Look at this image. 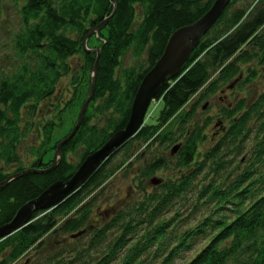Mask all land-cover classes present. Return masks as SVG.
Listing matches in <instances>:
<instances>
[{"label": "trees", "instance_id": "16d2710c", "mask_svg": "<svg viewBox=\"0 0 264 264\" xmlns=\"http://www.w3.org/2000/svg\"><path fill=\"white\" fill-rule=\"evenodd\" d=\"M20 1L22 27L12 37L19 64L0 75L1 183L19 171L52 164L57 143L74 125L88 95L95 49L98 68L81 124L62 145L55 168L26 172L0 187V226L53 182L68 180L90 153L125 127L141 78L162 55L171 34L198 20L215 0ZM104 20L102 29L90 33ZM88 34L86 47L92 50L86 52ZM259 75L264 77V0H230L179 75L158 89L152 100L161 103L156 116L146 111L139 130L87 182L55 207L33 212L23 227L0 239V264L44 249L50 232L74 243L63 241L59 251L34 264H173L177 259L182 264H264V85L259 92L249 91L248 99L219 106L224 120L220 137L199 160V144L206 140L203 129L211 117L203 124L195 120L201 101L207 107V98L249 85ZM64 90L69 97L49 108V120L23 124L24 109L29 118L36 117L41 102L56 93L65 97ZM66 113L72 121L56 138ZM32 130L41 144L31 147L32 161L24 165L18 149ZM157 149L169 150L168 156L155 154ZM230 152L247 153L241 174L228 185L208 184L199 190L200 197L214 202L216 214L183 223L181 211L172 206L193 192L194 178L207 164L206 175L223 171ZM142 153L153 156L138 171L136 193L112 207L101 223L91 222L99 193ZM173 156L172 166L179 172L143 186L156 172L168 170ZM225 214L231 218L221 217ZM83 237L88 242L78 244Z\"/></svg>", "mask_w": 264, "mask_h": 264}, {"label": "rangeland", "instance_id": "374dc122", "mask_svg": "<svg viewBox=\"0 0 264 264\" xmlns=\"http://www.w3.org/2000/svg\"><path fill=\"white\" fill-rule=\"evenodd\" d=\"M21 4L22 1L20 0H0V75L2 71H8V69L6 68L10 69L15 65H17L18 67L19 64H17L16 62L17 57L14 52L15 50L13 48L14 45L12 37H14L16 32L19 31V29L22 27L19 14V7L21 6ZM128 62H131V60ZM62 84H64V82ZM263 85L264 77L259 75L258 78H256L253 82L249 83V85L243 86L242 88H234L231 90L224 89L225 93H223V95L220 93L212 96L211 98H207L206 100L209 106L205 108H202V105L204 104L205 100L199 103V105L196 107L195 120L199 121L200 124H203L206 118H211L209 120V123L206 124L203 129V132L206 135V140L199 144L198 150L200 155L197 157V160H199L203 152L207 148L211 147L220 137L221 127L224 120L221 121L222 116L220 117L219 114V106L228 102L234 103L236 101V98L239 99L241 97H245L246 99H248L249 91H253L254 93L257 91L259 92ZM58 92L63 93L60 90ZM64 96L65 97L61 98V96L56 93L48 99L44 100V102H41L38 105V108H41L42 110L38 111L37 116L33 118H29L28 115L25 113L24 109V111H22L24 119L23 124L25 122H28V124L34 123V121L37 122L38 120L44 117H47L46 119L49 120L48 113L51 112V117L53 115V110L50 111L49 108H51L53 104L60 103L62 101H65V99H68V91L64 90ZM220 97H222V99H220ZM160 107L161 103L155 104V102L152 101L148 106L147 113L149 112V115L153 114L151 117H154L156 116ZM64 117L65 123L63 124V128L59 129L55 134L56 138H60L61 135H63L66 130H68L70 122L72 121L71 113H66V115L64 114ZM31 126L32 129H36L33 124H31ZM39 144H41V141H39V139L37 138V135L35 134L34 130L28 133L27 137L23 140V142L20 143L18 154L24 165L30 164L29 162L32 161V156L30 153L31 147H36ZM160 153L168 156L169 150L161 151L157 149L155 151V154L157 155H160ZM152 156L153 155H150L149 153H142L141 158L139 160H135L130 169L122 170L111 178L107 187L99 193L97 198L92 203L91 222L101 223L103 220L107 219L110 216L109 214L112 212V207H120L121 204H123L126 200L130 198V195L136 193V184H139L137 180L138 171L145 162L149 161L152 158ZM225 157L230 162L229 164L225 165V169L223 171L220 170L219 174H213L212 172H209L206 175L205 172L210 165L207 164L208 167L206 166L205 170H202V172H200L194 178L193 192L187 193V198L178 200L172 206V210L179 209V211H181V217L184 219L183 223H198L199 221H202L205 216L215 215L216 205L214 204V202L208 200L209 197H200L199 190L201 189V187L203 188L205 185L208 184H211V186H222L225 184L228 185L230 179L241 174L242 170L246 167L247 153L245 155H238L234 152H230L226 154ZM169 161L170 168L168 170H161L156 172V174L154 175L155 177L159 179H164L166 177L173 176L179 172V170H176L172 166L176 162V158L173 156V158H171ZM173 170H175V172ZM228 171H231L230 176L226 175ZM152 177H150L149 180L147 179V181H145V185L143 186H154L151 183ZM133 187L135 188V190L133 189ZM194 204L198 205V209L191 213ZM221 217H227V220H229L231 218V214H225ZM63 241L70 242L71 240L66 235L53 236L50 232L46 235L45 239H43V242L45 244L44 249L41 248L42 250H33L31 254L29 253L28 255L23 256L21 259H18L13 264H34L36 263V260H42L47 254H53L54 252L59 251L61 249V244ZM87 242V237H83L79 241H77V243L80 245L86 244ZM34 253L38 254V258L33 259L32 255ZM191 253L192 252H189L188 254L190 255ZM173 264H182V262L177 259L173 262Z\"/></svg>", "mask_w": 264, "mask_h": 264}, {"label": "water", "instance_id": "95a60500", "mask_svg": "<svg viewBox=\"0 0 264 264\" xmlns=\"http://www.w3.org/2000/svg\"><path fill=\"white\" fill-rule=\"evenodd\" d=\"M113 1V0H111ZM230 0H215L211 7L195 22L183 26L174 31L169 37L162 55L155 64L142 76L134 96L130 116L125 127L112 135L99 149L90 153L78 166L72 176L66 181H56L48 186L39 196L33 200H29L23 206H20L8 223L0 226V239L12 234L17 229L23 227L32 217V213L37 210H45L58 205L65 197L74 192L79 186L83 185L96 172L102 162L119 150L134 134L139 130L144 122L145 113L160 86L166 79H172L179 75L182 65L187 61L190 52L198 44L201 36L209 31L222 14L224 8ZM106 20L101 22L90 33L99 31L105 25ZM89 34L83 40V48L86 52L92 49L86 47V40ZM97 57L92 69V79L88 89V95L84 100L70 131L56 145L52 164L46 169L28 168L9 175L0 187H3L11 179H15L19 175L26 172H49L55 168L60 157L61 147L76 132L83 119L84 112L87 109L88 102L92 96L94 77L98 68L99 49H95ZM204 105L203 108H205ZM178 149V145L172 147V152ZM159 181L156 177L151 179L152 184ZM76 236V235H73Z\"/></svg>", "mask_w": 264, "mask_h": 264}, {"label": "flooded vegetation", "instance_id": "af4514ba", "mask_svg": "<svg viewBox=\"0 0 264 264\" xmlns=\"http://www.w3.org/2000/svg\"><path fill=\"white\" fill-rule=\"evenodd\" d=\"M222 93H223V91H222ZM220 99H222V97H220Z\"/></svg>", "mask_w": 264, "mask_h": 264}]
</instances>
